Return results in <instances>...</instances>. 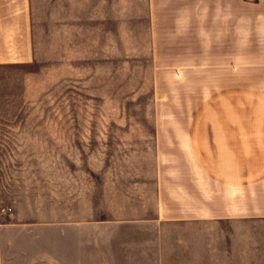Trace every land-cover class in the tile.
I'll return each mask as SVG.
<instances>
[{
	"label": "crops",
	"instance_id": "crops-1",
	"mask_svg": "<svg viewBox=\"0 0 264 264\" xmlns=\"http://www.w3.org/2000/svg\"><path fill=\"white\" fill-rule=\"evenodd\" d=\"M63 19L106 30L113 45L116 30L125 46L147 45L153 188L132 213L50 223L77 226L87 253L109 264L118 254L161 263L166 234L180 264H264V0H0V75L35 64L43 45L63 52ZM6 218L0 208V264H16L6 228L45 222ZM65 237L72 262L75 230Z\"/></svg>",
	"mask_w": 264,
	"mask_h": 264
},
{
	"label": "rangeland",
	"instance_id": "rangeland-1",
	"mask_svg": "<svg viewBox=\"0 0 264 264\" xmlns=\"http://www.w3.org/2000/svg\"><path fill=\"white\" fill-rule=\"evenodd\" d=\"M62 22L63 52L43 45L35 64L0 75V208L6 220L45 222L6 228L17 233L16 264H109V256L87 253L77 226L50 220L87 221L141 208L140 198L153 188V68L146 44L125 46L116 30L113 45L106 30ZM160 102L159 114H170ZM74 230L71 262L65 236ZM55 232L59 253L50 249ZM163 239L161 263L118 254L114 264L185 262L171 258L168 234Z\"/></svg>",
	"mask_w": 264,
	"mask_h": 264
}]
</instances>
